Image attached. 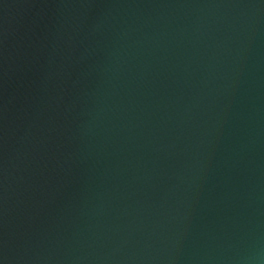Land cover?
I'll return each mask as SVG.
<instances>
[{"label": "water", "instance_id": "obj_1", "mask_svg": "<svg viewBox=\"0 0 264 264\" xmlns=\"http://www.w3.org/2000/svg\"><path fill=\"white\" fill-rule=\"evenodd\" d=\"M0 264H264V0H0Z\"/></svg>", "mask_w": 264, "mask_h": 264}]
</instances>
